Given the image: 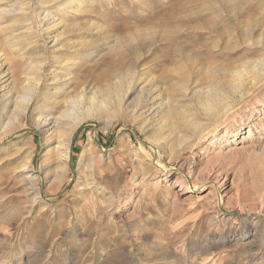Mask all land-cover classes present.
Returning a JSON list of instances; mask_svg holds the SVG:
<instances>
[{
  "label": "rangeland",
  "instance_id": "1",
  "mask_svg": "<svg viewBox=\"0 0 264 264\" xmlns=\"http://www.w3.org/2000/svg\"><path fill=\"white\" fill-rule=\"evenodd\" d=\"M260 58L264 0H0V264H264Z\"/></svg>",
  "mask_w": 264,
  "mask_h": 264
},
{
  "label": "bare ground",
  "instance_id": "2",
  "mask_svg": "<svg viewBox=\"0 0 264 264\" xmlns=\"http://www.w3.org/2000/svg\"><path fill=\"white\" fill-rule=\"evenodd\" d=\"M1 65H2V63H0V67H1ZM251 70H252L253 78L255 80L258 81L262 77H264V58H260L258 60L253 61L252 65H251ZM26 80L27 81H25L24 89L25 90L27 89V90L25 91V93L22 96L19 97L20 106L19 105L16 106L18 108V110H19V113H20L19 115H21L20 117H23L22 115L27 112V110L29 108V105L32 103L33 98L37 95V92H38L37 91V86L39 85V82L36 81V79H34L33 83L29 84L30 79L26 78ZM234 88H237V87H234ZM239 89H240V87H239ZM55 91H56V89H55ZM241 91H243V90H241ZM241 91H240V94L243 95ZM261 103H262V105H264V101H262ZM204 105H205V107L207 109L206 110V114H209V115L213 116L214 119H213V122H212L213 123L212 127L216 129L218 127V125H219L218 119L221 118L222 116H224V114L230 109L231 102H230V100H220L218 105H216V106L214 105L213 106L210 101H206L204 103ZM19 119L21 120V118H19ZM37 123L41 124V125H44V124H46L48 122H47V119H45L44 117L38 116ZM53 131H54V129H52L51 132L49 133V138L48 139H54L53 135H52ZM252 133H253V131L251 129V126H249L248 130H247V135L245 136V138L250 137L252 135ZM204 134L205 133L203 132L200 136H198V138L202 137ZM70 143H71V136L66 137V142L64 144L65 146H63V149L61 150V153H63L62 154L63 164H66V162L68 160V152H69L68 145H70ZM59 145H61V144L59 143ZM62 145H63V143H62ZM196 190H197V188H194V191H196Z\"/></svg>",
  "mask_w": 264,
  "mask_h": 264
}]
</instances>
